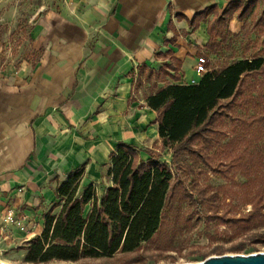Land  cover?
I'll list each match as a JSON object with an SVG mask.
<instances>
[{
    "label": "crops",
    "instance_id": "0c3cea01",
    "mask_svg": "<svg viewBox=\"0 0 264 264\" xmlns=\"http://www.w3.org/2000/svg\"><path fill=\"white\" fill-rule=\"evenodd\" d=\"M234 1L79 0L66 15L51 13L37 24L42 57L31 73L17 72V87L6 86L0 114V214L24 213L29 228H12L4 247L43 233L46 215L60 210L56 190L71 175L82 171L81 191L93 186L102 195L119 143L160 139L157 113L146 101L132 102L137 79L169 65L170 52L182 68L181 81L168 85L199 82L195 68L215 14L196 29L190 23ZM241 26L234 19L229 27L238 33Z\"/></svg>",
    "mask_w": 264,
    "mask_h": 264
},
{
    "label": "trees",
    "instance_id": "16d2710c",
    "mask_svg": "<svg viewBox=\"0 0 264 264\" xmlns=\"http://www.w3.org/2000/svg\"><path fill=\"white\" fill-rule=\"evenodd\" d=\"M260 1L264 6V0L234 1L222 14L210 8L190 25L196 29L215 14L208 22L210 40L205 48L211 55L217 54L230 35L231 21H244ZM256 27L264 28V9ZM165 55L172 62L161 68L159 82H180L182 63L170 52ZM41 57L42 53L34 67ZM249 77H264V59L238 61L212 69L195 85L170 84L152 93L146 103L157 113L153 124H158L160 144L142 151L135 144L119 143L110 159L108 176L112 182L102 195L93 186L81 191L82 171L71 175L56 190L59 212L47 214L43 233L25 243V262L79 263L84 259L128 258L146 246L176 249L189 242L195 217L235 234L264 227V148L258 146L257 138L237 135L247 127L252 129L254 121L238 119L233 128L236 136L223 144L225 125L244 105ZM166 150L171 152L170 164L163 161ZM198 167L224 179L243 171L248 179L241 186L199 184L195 178ZM239 203L251 209L236 218L226 207ZM244 249V245H237L232 251L241 253ZM212 252L224 254L220 247ZM210 255H201L202 260ZM157 261L156 257L138 256L124 264Z\"/></svg>",
    "mask_w": 264,
    "mask_h": 264
},
{
    "label": "rangeland",
    "instance_id": "374dc122",
    "mask_svg": "<svg viewBox=\"0 0 264 264\" xmlns=\"http://www.w3.org/2000/svg\"><path fill=\"white\" fill-rule=\"evenodd\" d=\"M78 1L0 0V114L6 113L3 110L7 99L6 86L17 87V72L26 70V74L31 73L34 64L38 62L39 54L43 53L35 44L34 30L37 24L51 13L66 15L67 12H70V9H74L75 4L76 7L79 6ZM263 9L262 1L258 2L253 13L240 22L242 26L238 33L231 31L229 27L230 35L217 54L211 55L207 50L199 54V56L207 58L208 68L217 70L242 60L264 59V28L256 27ZM40 12L41 14L37 18ZM160 77L161 74L159 76L156 72L153 73L152 70H144L142 77L136 81L132 102L146 101L152 93L171 83V80H167L165 84H158L161 83L159 82ZM201 78L202 75H197L196 79L200 80ZM154 85L157 88H154ZM245 90L244 105L232 115V120H228L225 125L224 129L227 137L224 139L223 144L236 136L233 128L236 123L238 124L239 119L250 123L254 121L255 123L253 122L252 129L247 127L237 135L240 138H250V136L257 138L259 140L257 142L258 146L264 148V132L260 129H264V77L258 79L247 78ZM156 144H160V139L155 140L146 137L145 140L139 143L138 148L144 151L147 148L156 147ZM237 148L240 150L242 146L237 145ZM141 154L145 160L148 159L144 152ZM163 156V161L170 164L172 160L170 150H166ZM195 178L199 181V184H212L213 186L226 184H240L239 186H241L248 179L243 171L232 173V180L231 178L224 179L214 175L203 167L197 168ZM235 204L226 207V210L230 211L232 216H237L236 218H240V214L248 213L251 209V206L243 207L241 203L237 206ZM194 223L195 228L189 242L176 249L163 250L155 246H146L140 253L131 255L128 258L117 256L99 260L84 259L79 263L54 262L51 264H124L127 260L138 256L158 258L156 263L148 264L199 263L203 261L201 255L205 253L212 254L209 257L220 256L212 252L216 247L223 249V255L264 253V227L235 234L233 231H227L225 227L218 228L213 223H207L203 217H195ZM237 245H244L245 249L241 253L232 251V248ZM26 254V247L23 244L14 250H9L0 260L8 264H29L25 262Z\"/></svg>",
    "mask_w": 264,
    "mask_h": 264
},
{
    "label": "built area",
    "instance_id": "2783aa9c",
    "mask_svg": "<svg viewBox=\"0 0 264 264\" xmlns=\"http://www.w3.org/2000/svg\"><path fill=\"white\" fill-rule=\"evenodd\" d=\"M212 69L208 68V60L205 56L198 57V63L195 68V72L198 75L204 76L209 73ZM190 84H197L196 80H191ZM27 216L23 213L20 214L14 209H9L7 212L0 214V259L5 256L9 251L7 247H4V244H9L14 237V231L12 228H15L21 233H29V228L26 223Z\"/></svg>",
    "mask_w": 264,
    "mask_h": 264
},
{
    "label": "water",
    "instance_id": "95a60500",
    "mask_svg": "<svg viewBox=\"0 0 264 264\" xmlns=\"http://www.w3.org/2000/svg\"><path fill=\"white\" fill-rule=\"evenodd\" d=\"M38 14L37 18L40 16ZM36 18V19H37ZM35 19V20H36ZM0 264H8L1 263ZM188 264H264V253L212 256L199 263Z\"/></svg>",
    "mask_w": 264,
    "mask_h": 264
},
{
    "label": "bare ground",
    "instance_id": "6f19581e",
    "mask_svg": "<svg viewBox=\"0 0 264 264\" xmlns=\"http://www.w3.org/2000/svg\"><path fill=\"white\" fill-rule=\"evenodd\" d=\"M1 263H3L1 260H0Z\"/></svg>",
    "mask_w": 264,
    "mask_h": 264
}]
</instances>
